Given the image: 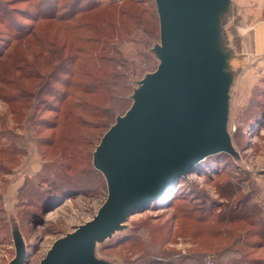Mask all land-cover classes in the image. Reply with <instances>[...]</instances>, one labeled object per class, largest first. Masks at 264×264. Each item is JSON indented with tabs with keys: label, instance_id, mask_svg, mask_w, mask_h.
I'll return each instance as SVG.
<instances>
[{
	"label": "rangeland",
	"instance_id": "374dc122",
	"mask_svg": "<svg viewBox=\"0 0 264 264\" xmlns=\"http://www.w3.org/2000/svg\"><path fill=\"white\" fill-rule=\"evenodd\" d=\"M97 1L108 4L119 0ZM140 1L141 7L146 8V14L141 16L145 27L155 4L154 0ZM233 3L237 8L238 18L232 29L234 42L241 54V67L237 70L231 91L228 130L232 135L234 147L240 154V160L232 159V165L222 164V170L213 175H199L191 170L185 176L184 185L189 186V191L194 192L193 195L205 204L206 209L212 207L214 211H218L224 208L221 205H225V200L218 196L215 187L231 181L235 186H240L241 191L228 202L235 203L242 197H248L251 207L258 209L259 215L247 221V224L251 225L242 226V230L247 232L228 231L233 235L222 241L209 237V229L205 230L204 224L181 217L175 220V210L167 204L164 208L144 207L129 215L122 231L97 245L98 258L110 264H144L145 260L150 259L153 250L156 253L157 251L147 246L144 250L132 248L130 243L125 241V237L133 234V229L145 222L158 226L165 224V227H160L162 230L156 229L149 243V246L158 244L157 250L162 253L192 255L199 258L202 264H206L205 258L211 255L213 264H218L220 256L229 252L225 247H229L231 252L228 258H232V254H240L233 255L234 264H258L255 261L259 259L264 261V119L261 120V125L247 128L248 113L252 110H249L246 104L252 94L261 91L264 93V84L259 81L248 96L250 82L255 77L252 67L256 61L252 62V56L248 52L250 39L249 33L246 34V28L253 20L264 18V0H233ZM80 4L81 0H45V7L58 19L70 17ZM35 5L36 0H0V264H8L14 257L15 249L10 231L14 223L19 226L26 245L24 264H39L54 241L91 220L106 199L103 177L88 168L89 164L92 167V152L102 136L95 146L92 143L91 148L79 143L80 146L76 148L80 153L72 157L66 152L58 155L55 149L49 147L52 130L47 127V121L54 117L51 106L53 103L57 106V101L47 100L39 103L37 94H21L19 97L12 87V79H28V67L34 66V63L41 64L31 62V57H27L16 41L21 37L19 35L29 32L46 41L56 42L63 35L56 32L57 27L53 22L40 18L36 20V16L32 17L26 12L35 13ZM103 33L106 31L102 30L101 34ZM112 41L116 43L114 39H108L109 43H113ZM158 41L157 32V38L147 44L128 40L120 45L114 44L119 56L114 53L109 55L114 56L120 63L126 61V64H123L125 68L119 71L128 73L130 91L126 97L128 102L121 104L110 125L130 107L129 96L133 87H137V82L145 73L156 69L158 62L149 49ZM15 47L20 48L18 50ZM115 48L113 50H116ZM23 58L28 63L21 66L16 61H22ZM19 81L23 86L29 84L26 80ZM258 99L264 106V97ZM81 152L85 154L82 156ZM87 153L90 154V161ZM48 174H51V177H48ZM52 181L57 185L59 183L61 186L73 187V193L71 197L64 196L50 207L45 204L48 196L42 195L40 188L44 190L50 187ZM230 205L232 204H228V207H231ZM141 239H147L146 234L142 233Z\"/></svg>",
	"mask_w": 264,
	"mask_h": 264
},
{
	"label": "water",
	"instance_id": "95a60500",
	"mask_svg": "<svg viewBox=\"0 0 264 264\" xmlns=\"http://www.w3.org/2000/svg\"><path fill=\"white\" fill-rule=\"evenodd\" d=\"M158 43L149 51L156 69L132 89L128 110L102 135L92 166L106 184V199L91 220L53 242L39 264H110L98 244L125 228L136 210L163 195L209 156L239 161L228 130L231 91L240 69L233 0H154ZM15 254L26 245L11 225Z\"/></svg>",
	"mask_w": 264,
	"mask_h": 264
},
{
	"label": "trees",
	"instance_id": "16d2710c",
	"mask_svg": "<svg viewBox=\"0 0 264 264\" xmlns=\"http://www.w3.org/2000/svg\"><path fill=\"white\" fill-rule=\"evenodd\" d=\"M140 4H142L140 0H119L108 4L100 3L97 0H81V4L70 17L58 19L45 7V0H36L35 13L26 11L32 17L36 16V20L40 18V20L53 22L57 27L56 32L63 34L57 42L56 40L46 41L39 36L29 34V32L20 34L21 37L16 39L18 45L27 54V57H31V62H41V64L34 63V66L28 67L30 71L28 79L30 80L26 78L12 79V87H14L16 96L37 94L39 103L47 100L57 101V106L54 103L51 106L54 117L47 121L49 125L47 127L52 130L49 147L52 150L55 149L58 155L66 152L72 157L80 153L76 148L80 144L90 148L93 144L95 146L109 128L121 104L128 102L126 97L130 91L129 75L127 72L119 71L125 68L123 64H126V61L120 63L118 59L109 54L114 53L119 56L115 46L124 41H141L147 44L157 38L156 10L151 11L149 20L147 19V26L144 27L141 16L146 14V8L141 7ZM101 29L105 30L108 36H104L106 33L101 34ZM110 38L114 39L116 43L114 41L109 43L108 39ZM20 47L15 48L19 50ZM114 48L116 50H113ZM25 60V58L22 61L18 59L16 62L23 66L28 63ZM19 80H26V83L29 84L23 86ZM261 83L264 84V80ZM262 97H264V93L261 91L255 95L252 94L248 99L247 108L252 111L248 113L247 128L261 125V120L264 119V106L258 101V98ZM27 102L31 106L29 100ZM84 154L81 152L82 156ZM87 157L90 161V154L87 153ZM53 161L56 162L55 159ZM226 163L232 165V158L225 153H220L207 157L192 170L199 175H213L221 171L222 166ZM88 168L102 177L93 166L91 167V164L88 165ZM47 176L51 177V174ZM60 177L69 176L60 175ZM185 179V177L176 179L172 185L164 189L161 197L151 200L145 208L169 206L175 210L173 215L175 220L181 217L185 220L197 221L198 224H204V229H209V233H207L209 237L222 241L228 240L233 235L228 231L247 232V230H242V226L251 225L247 224V221L260 213L254 206L251 207L248 197H242L235 203L228 202L241 191L240 186H235L231 181L225 182L224 186L221 185L222 188L221 186L215 187L218 196L225 200L223 203L225 205H221L224 208L218 211H214L215 209L212 207L206 209L205 204L193 195L194 192L189 191V186L184 185ZM53 182H50V187L44 190L40 188L43 191H40L41 194L48 196L45 204L50 207L64 196L71 197L73 193V185L70 188ZM188 192H191L190 195L187 194ZM228 204H232L231 207H228ZM185 205L187 206L185 207ZM160 227H165V224L158 226L144 222L133 229V234L125 237V241L129 242L132 248L138 247L144 250L147 246V248L157 251L156 253L153 250L150 259L145 260L144 264H202L200 259L195 256H183L177 252L162 253L157 250L158 244L149 246L152 241L151 237L156 233V229H161ZM142 233L146 234L147 239H141ZM161 235L164 236L163 233ZM225 250L231 252L229 247H225ZM229 252L220 256L218 264H234L233 255L237 253L232 254V259L227 257ZM255 262L264 264L261 259Z\"/></svg>",
	"mask_w": 264,
	"mask_h": 264
},
{
	"label": "crops",
	"instance_id": "0c3cea01",
	"mask_svg": "<svg viewBox=\"0 0 264 264\" xmlns=\"http://www.w3.org/2000/svg\"><path fill=\"white\" fill-rule=\"evenodd\" d=\"M249 25L250 26L246 28V34L249 33L248 37L250 39V42L248 43V52L252 56V62L256 61V64L252 67L255 72L253 73L255 77L250 82L248 96L251 93L253 86L259 81L264 80V18L259 21L253 20ZM247 101L248 99L246 100V104Z\"/></svg>",
	"mask_w": 264,
	"mask_h": 264
},
{
	"label": "built area",
	"instance_id": "2783aa9c",
	"mask_svg": "<svg viewBox=\"0 0 264 264\" xmlns=\"http://www.w3.org/2000/svg\"><path fill=\"white\" fill-rule=\"evenodd\" d=\"M206 264H213V257L211 255H208L207 258H205Z\"/></svg>",
	"mask_w": 264,
	"mask_h": 264
}]
</instances>
